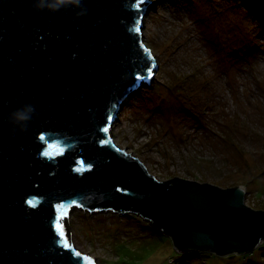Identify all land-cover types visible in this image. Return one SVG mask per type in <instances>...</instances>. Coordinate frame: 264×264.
<instances>
[{
	"label": "water",
	"instance_id": "95a60500",
	"mask_svg": "<svg viewBox=\"0 0 264 264\" xmlns=\"http://www.w3.org/2000/svg\"><path fill=\"white\" fill-rule=\"evenodd\" d=\"M151 5L0 0V264H97L67 239L74 207L141 216L182 253L264 240L242 185L159 180L114 142L120 110L159 67L144 42Z\"/></svg>",
	"mask_w": 264,
	"mask_h": 264
},
{
	"label": "rangeland",
	"instance_id": "374dc122",
	"mask_svg": "<svg viewBox=\"0 0 264 264\" xmlns=\"http://www.w3.org/2000/svg\"><path fill=\"white\" fill-rule=\"evenodd\" d=\"M151 1L144 42L159 67L120 110L115 144L159 180L242 185L264 210V0ZM68 218L67 239L97 264H264V240L245 253H182L135 214L74 207Z\"/></svg>",
	"mask_w": 264,
	"mask_h": 264
},
{
	"label": "snow or ice",
	"instance_id": "6c2138e0",
	"mask_svg": "<svg viewBox=\"0 0 264 264\" xmlns=\"http://www.w3.org/2000/svg\"><path fill=\"white\" fill-rule=\"evenodd\" d=\"M137 7L139 8L140 5L138 4ZM136 31L139 32L140 29H136ZM146 51H148V50L146 49ZM149 55H151L150 52H149ZM148 71L151 73L152 69H148ZM107 119H108V120H111L112 117H107ZM103 131H105V132L109 131L108 127L103 128ZM101 143H106V141H102ZM73 203H75V202H73ZM80 255H81V254L78 252V253H77V256L79 257ZM85 259H88V257H85Z\"/></svg>",
	"mask_w": 264,
	"mask_h": 264
},
{
	"label": "clouds",
	"instance_id": "9594fccd",
	"mask_svg": "<svg viewBox=\"0 0 264 264\" xmlns=\"http://www.w3.org/2000/svg\"><path fill=\"white\" fill-rule=\"evenodd\" d=\"M17 115L19 119H28V117L23 115L22 113H18Z\"/></svg>",
	"mask_w": 264,
	"mask_h": 264
},
{
	"label": "trees",
	"instance_id": "16d2710c",
	"mask_svg": "<svg viewBox=\"0 0 264 264\" xmlns=\"http://www.w3.org/2000/svg\"><path fill=\"white\" fill-rule=\"evenodd\" d=\"M236 187H237V186H236ZM236 187H234V188H236ZM174 246H175V249L178 251V249H177V246H176L175 242H174Z\"/></svg>",
	"mask_w": 264,
	"mask_h": 264
},
{
	"label": "bare ground",
	"instance_id": "6f19581e",
	"mask_svg": "<svg viewBox=\"0 0 264 264\" xmlns=\"http://www.w3.org/2000/svg\"><path fill=\"white\" fill-rule=\"evenodd\" d=\"M144 25H145V22H144ZM130 214H132V213H130Z\"/></svg>",
	"mask_w": 264,
	"mask_h": 264
}]
</instances>
